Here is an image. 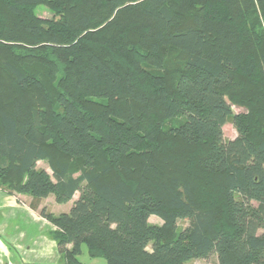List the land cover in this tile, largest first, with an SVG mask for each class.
Instances as JSON below:
<instances>
[{
    "label": "trees",
    "instance_id": "1",
    "mask_svg": "<svg viewBox=\"0 0 264 264\" xmlns=\"http://www.w3.org/2000/svg\"><path fill=\"white\" fill-rule=\"evenodd\" d=\"M0 189L78 194L65 264H264V0H0Z\"/></svg>",
    "mask_w": 264,
    "mask_h": 264
},
{
    "label": "rangeland",
    "instance_id": "2",
    "mask_svg": "<svg viewBox=\"0 0 264 264\" xmlns=\"http://www.w3.org/2000/svg\"><path fill=\"white\" fill-rule=\"evenodd\" d=\"M35 13L42 19H51L53 17L52 13L44 6H38ZM232 111L235 114L245 112L244 109L236 106L232 107ZM178 120L168 121L163 127L169 128ZM222 131L225 141L233 140L237 135L231 123H227L222 128ZM37 168L46 171L51 176L47 161H39ZM75 175L77 176L78 172ZM77 197L78 194L74 196L72 201L59 204L55 201L53 195L39 199L28 194L12 193L0 189V264H33L34 261L37 263L40 259L39 254H43L48 259V264H65L63 256H60L55 250L56 244L53 240V234L57 229L41 217L40 214L42 211L54 216L60 213H67ZM148 221L153 225L160 226L162 224V221L154 216L149 217ZM187 225V222L178 221L177 230L181 231ZM27 233H32L31 238L34 240L39 239V237H41L40 240L42 237L43 239L46 237L48 239L46 250L35 253L36 255L33 252L26 251L27 245L25 246L21 242H24L22 237ZM78 259L83 264H107L101 258L91 259L85 246H82ZM215 262L216 255L213 254L208 260H191L186 264H212Z\"/></svg>",
    "mask_w": 264,
    "mask_h": 264
},
{
    "label": "crops",
    "instance_id": "3",
    "mask_svg": "<svg viewBox=\"0 0 264 264\" xmlns=\"http://www.w3.org/2000/svg\"><path fill=\"white\" fill-rule=\"evenodd\" d=\"M31 235H32V233H30V234H25L24 235V237H22L23 239V241L25 242L26 241V243H24V242H21L22 244H25V246L27 245V247H26V251H29V252H33L34 254L35 253H38V252H40V251H45L46 250V248L48 247V245H47V243H48V239L46 238V237H44V239H43V237H42V239L40 240V238L41 237H39V239H36V240H34V239H32L31 238ZM30 238V239H29ZM29 240H30V242H29ZM19 243V242H18ZM23 246V245H22ZM56 250V249H55ZM42 253V252H41ZM36 255V254H35ZM34 255V256H35ZM33 256V257H34ZM38 256H40L39 258V260H38V262L37 263H35V261H34V263L33 264H48L49 262L47 261L48 259L45 257V256H43V254H39ZM40 262V263H39Z\"/></svg>",
    "mask_w": 264,
    "mask_h": 264
}]
</instances>
